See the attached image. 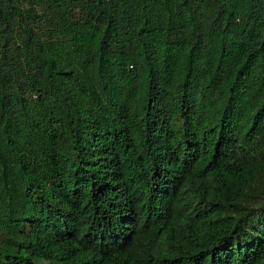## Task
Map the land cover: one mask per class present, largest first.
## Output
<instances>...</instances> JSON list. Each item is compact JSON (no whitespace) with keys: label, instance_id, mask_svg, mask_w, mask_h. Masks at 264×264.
Returning a JSON list of instances; mask_svg holds the SVG:
<instances>
[{"label":"trees","instance_id":"16d2710c","mask_svg":"<svg viewBox=\"0 0 264 264\" xmlns=\"http://www.w3.org/2000/svg\"><path fill=\"white\" fill-rule=\"evenodd\" d=\"M0 264H264V0H0Z\"/></svg>","mask_w":264,"mask_h":264}]
</instances>
